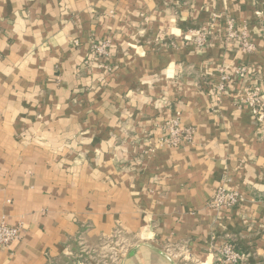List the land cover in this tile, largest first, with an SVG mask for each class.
<instances>
[{
    "label": "crops",
    "instance_id": "0c3cea01",
    "mask_svg": "<svg viewBox=\"0 0 264 264\" xmlns=\"http://www.w3.org/2000/svg\"><path fill=\"white\" fill-rule=\"evenodd\" d=\"M214 16L205 46L186 42ZM240 65L264 100V0H0V221L22 225L0 264L116 236L126 251L92 264H231L227 240L264 260V124L214 93ZM171 118L192 142L162 141ZM220 185L235 208L208 206Z\"/></svg>",
    "mask_w": 264,
    "mask_h": 264
},
{
    "label": "built area",
    "instance_id": "2783aa9c",
    "mask_svg": "<svg viewBox=\"0 0 264 264\" xmlns=\"http://www.w3.org/2000/svg\"><path fill=\"white\" fill-rule=\"evenodd\" d=\"M217 17L209 25L192 29L193 34L186 35V42H191L197 46H205L212 35V28L216 26ZM227 26V39L240 38V44L245 51H253L254 45L249 41L247 27L242 31H237V27L233 20L226 18L222 21ZM219 25V24H218ZM219 29V28H218ZM75 44L78 41L75 40ZM110 40L102 42H94L93 51L99 55H107ZM219 73L218 82L214 83V93L217 100H221L224 96H229L239 106L247 105L251 113L257 117L260 123L264 124V100L262 98V89L253 77L255 70L248 65H240L228 70L221 66L217 68ZM209 84V82H208ZM238 85V86H234ZM169 135L167 139H163L166 144L177 146L181 141L192 142L196 133V129L191 126L182 125L179 118H171L168 122ZM242 201V196L238 191L228 189L224 185H220L214 197L208 202V206L215 209L235 208ZM22 225L9 224L5 219L0 221V250L8 247L21 238ZM220 259L231 264H239L245 260V254L241 252L231 240H227L219 250ZM264 262V260H263Z\"/></svg>",
    "mask_w": 264,
    "mask_h": 264
},
{
    "label": "rangeland",
    "instance_id": "374dc122",
    "mask_svg": "<svg viewBox=\"0 0 264 264\" xmlns=\"http://www.w3.org/2000/svg\"><path fill=\"white\" fill-rule=\"evenodd\" d=\"M128 246V241L125 237H108L99 243H84L78 251L64 258L57 259L51 264H92L95 258L101 259L100 261L109 262L114 254L125 252ZM246 259L247 256L245 255V260L239 264L245 263ZM95 260L98 261L97 259ZM259 264H264L263 260Z\"/></svg>",
    "mask_w": 264,
    "mask_h": 264
}]
</instances>
